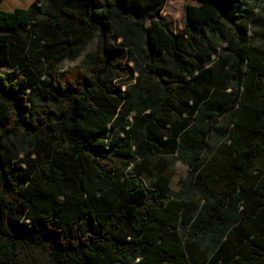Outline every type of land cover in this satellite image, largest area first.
Masks as SVG:
<instances>
[{
  "label": "trees",
  "instance_id": "trees-1",
  "mask_svg": "<svg viewBox=\"0 0 264 264\" xmlns=\"http://www.w3.org/2000/svg\"><path fill=\"white\" fill-rule=\"evenodd\" d=\"M8 1L0 264L45 245L46 264H264V48L249 36L262 0H197L177 34L147 24L166 0ZM93 38L89 67L60 68ZM212 40L230 53L209 69L200 46ZM30 95L44 105L32 110ZM211 135L230 154L222 171L204 170ZM159 157L189 167L199 206L170 196L171 173L150 189L127 173ZM209 236L198 259L192 246Z\"/></svg>",
  "mask_w": 264,
  "mask_h": 264
},
{
  "label": "rangeland",
  "instance_id": "rangeland-1",
  "mask_svg": "<svg viewBox=\"0 0 264 264\" xmlns=\"http://www.w3.org/2000/svg\"><path fill=\"white\" fill-rule=\"evenodd\" d=\"M25 2L26 0H10L6 5L11 4V2ZM200 3L197 0H166L165 8L157 19H149L147 24H151L154 20L161 21L163 24L167 25L174 34L180 32L184 27L185 22V8L187 5L197 6ZM39 6V5H38ZM41 8V6H39ZM255 25L250 29L249 36L251 37V42L257 47L264 48V0H262L261 5L255 10ZM97 41L95 38L84 47L80 57L74 62H63L60 64V68L63 70L75 69V68H87L91 65L93 59L96 56ZM201 51L209 56V65L207 68L212 69L214 66L219 65V57L229 54L230 52L226 48V45L219 46L215 40H212L208 45L200 46ZM164 63L168 65L169 61L166 57L162 58ZM167 67H170L169 65ZM0 73L8 80H11L14 76L13 68L8 65L6 53L3 52L0 47ZM198 90L203 89L209 86V80L207 75H204L200 80V84L197 85ZM29 101L31 103L32 110L37 107L44 105L34 96H29ZM56 107L54 105H49ZM3 108L0 105V119L3 116ZM228 123V118L223 117L220 119V122L216 127L226 125ZM22 136L19 137V140ZM225 142H219L218 139L211 135L208 146L205 153V158H211L204 170L209 171H222L223 169L230 167V154L224 148ZM22 157V156H20ZM264 160V157L262 158ZM262 160V161H263ZM262 161H258L256 164H260ZM139 165L138 172L132 170V166L127 170L128 174L138 175L142 173L141 179L145 183V186L150 189L152 188L153 181L156 179L157 175L160 172L167 173L172 175L170 189L171 195L178 197L180 199H187L193 205L199 206L202 203V197L199 190V187L193 183L189 178V167L180 160H177L172 157H159V158H150L146 163L137 161ZM229 166V167H228ZM254 179H257L255 175ZM223 185L222 182H219L214 185L217 192V188ZM184 236L183 231L181 232ZM215 241L213 237L209 236L206 239H201L198 243L192 246L193 252L198 259H203L206 256H209L211 250L215 246ZM49 247L47 245L34 248L29 250L25 255L20 259V264H46L48 260Z\"/></svg>",
  "mask_w": 264,
  "mask_h": 264
}]
</instances>
